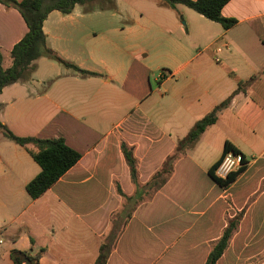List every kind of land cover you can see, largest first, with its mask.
Segmentation results:
<instances>
[{
  "label": "crops",
  "instance_id": "obj_1",
  "mask_svg": "<svg viewBox=\"0 0 264 264\" xmlns=\"http://www.w3.org/2000/svg\"><path fill=\"white\" fill-rule=\"evenodd\" d=\"M222 15L237 24L223 30L184 6L170 10L157 0H115L111 11L75 6L68 15L47 16V45L98 76L82 77L41 58L30 82L0 93V121L15 136L62 138L81 155L32 200L25 187L40 172L30 155L36 148L0 136V264H14L16 253L35 258L33 264H96L104 243L106 264H205L239 215L216 264H255L252 248L264 241V0H230ZM25 33L20 14L0 3L3 69ZM157 59L169 69L152 88ZM240 84L215 124L177 153L195 122ZM225 142L246 164L227 189L208 174ZM122 143L136 159V183ZM172 155L165 183L150 189Z\"/></svg>",
  "mask_w": 264,
  "mask_h": 264
},
{
  "label": "trees",
  "instance_id": "obj_2",
  "mask_svg": "<svg viewBox=\"0 0 264 264\" xmlns=\"http://www.w3.org/2000/svg\"><path fill=\"white\" fill-rule=\"evenodd\" d=\"M229 1L230 0H157V3L161 7L170 10H175L177 5L184 6L205 19L219 24L223 30H229L237 24L235 19L226 18L222 15V9ZM0 3L4 4L6 7L15 9L20 14L26 26V33L11 49V65L9 68L3 69L2 57L0 56V93L4 88L13 84H26L30 82L36 72L37 61L41 58L53 61L65 70H70L72 73L82 77L98 76L95 73L79 69L74 64L62 59L53 51L47 45L42 26L47 16L53 11L68 15L75 6H82L88 12L95 9L111 11L115 9V0H0ZM241 85L242 84L209 114L195 122L187 135L177 143V153L192 147L205 130L215 124L218 113L229 106L233 96L241 90ZM0 136L21 147L27 148L28 145H33L36 148V151H30V155L34 162L40 167V172L25 187L26 193L32 200L39 198L49 190L81 158V155L68 147L62 138L38 139L17 137L1 121ZM120 149L128 167L130 179L133 183H136L137 162L133 156L132 149L124 143L121 144ZM227 152L239 153L231 144L225 142L222 156ZM175 159L176 155H172L164 162L162 169L156 173L147 184L150 189L157 190L165 183L172 171V164ZM219 161L209 169L208 174L218 186L227 189L236 178L245 171L246 164L243 159V165L238 171L230 174L227 179L220 180L214 176V171ZM117 192L120 196H124L119 188H117ZM238 221V218L228 221L220 238L211 248L205 264H216L222 257L238 226ZM109 252L110 248L108 244H102L99 249L96 264H106ZM15 255L14 264H20L21 261L25 259L29 260L30 264H33L35 260V258H31L24 253H16Z\"/></svg>",
  "mask_w": 264,
  "mask_h": 264
},
{
  "label": "rangeland",
  "instance_id": "obj_3",
  "mask_svg": "<svg viewBox=\"0 0 264 264\" xmlns=\"http://www.w3.org/2000/svg\"><path fill=\"white\" fill-rule=\"evenodd\" d=\"M235 34H237L236 35V39L239 40L238 39V36L240 35L239 31H238V33H234L233 37H235ZM248 40H249V42H254V38L253 37H249ZM223 56H224V53L221 56H218V57H223ZM168 65H169V62L167 60H165V59H157V60H155L153 62V65H152L153 76H152V78L156 82L153 79L151 80L152 88L156 87L157 84H158L157 82L161 81L160 74L163 72V70H168L169 69V68H167ZM219 149L220 148H219L218 145L217 146H213V148H212L213 152H211V153L213 155H216L219 152ZM252 199H253V197L248 202V205L251 203ZM240 217H241V215L238 216L239 219H240ZM252 249H256V253H257V256L254 257L252 261H254L255 264H264V241L256 242V245Z\"/></svg>",
  "mask_w": 264,
  "mask_h": 264
},
{
  "label": "built area",
  "instance_id": "obj_4",
  "mask_svg": "<svg viewBox=\"0 0 264 264\" xmlns=\"http://www.w3.org/2000/svg\"><path fill=\"white\" fill-rule=\"evenodd\" d=\"M243 165V157L239 153L227 152L219 161L214 171V176L220 180H225L227 177L238 171Z\"/></svg>",
  "mask_w": 264,
  "mask_h": 264
},
{
  "label": "water",
  "instance_id": "obj_5",
  "mask_svg": "<svg viewBox=\"0 0 264 264\" xmlns=\"http://www.w3.org/2000/svg\"><path fill=\"white\" fill-rule=\"evenodd\" d=\"M20 264H30V261L27 260V259H25V260H23Z\"/></svg>",
  "mask_w": 264,
  "mask_h": 264
}]
</instances>
